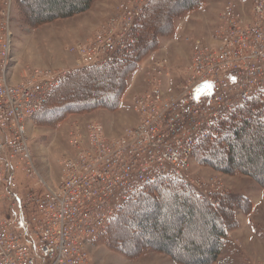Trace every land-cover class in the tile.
I'll use <instances>...</instances> for the list:
<instances>
[{"label":"built area","instance_id":"built-area-1","mask_svg":"<svg viewBox=\"0 0 264 264\" xmlns=\"http://www.w3.org/2000/svg\"><path fill=\"white\" fill-rule=\"evenodd\" d=\"M150 2L128 0L114 9L94 40L70 49L74 68L104 67L135 53ZM249 5L248 16L225 5L217 45L192 43L179 93L162 89L156 75L164 63H155L151 87L133 99L138 125L120 140L105 141L99 123H89L83 136L76 127L74 154L61 161L53 186L37 171L27 123L69 70H39L11 82L13 0H0V264H92L89 248L122 205L156 181L219 205L223 186L196 177L190 161L200 143L228 133L252 102L259 101L256 117L264 121V0Z\"/></svg>","mask_w":264,"mask_h":264},{"label":"rangeland","instance_id":"rangeland-1","mask_svg":"<svg viewBox=\"0 0 264 264\" xmlns=\"http://www.w3.org/2000/svg\"><path fill=\"white\" fill-rule=\"evenodd\" d=\"M25 1L28 2L24 7L28 18L17 4L14 5L11 15L14 65L9 77L14 84L22 82L39 70H69V74L71 68L77 65L75 54L70 49L79 43L94 40L97 30L102 31L113 10L116 11L128 0H94L84 12L37 25H32L37 16L51 13L49 2L48 0ZM190 2V0H156L151 5L144 24L148 25L149 31L161 29L164 35L157 36L154 47L147 51L135 71L127 77V86L118 108L111 110L100 107L79 111L66 108L69 111L60 113L59 107L56 109L49 106L37 114L32 123L29 121L27 128L29 147L39 175L48 184L55 186L58 183L61 161L74 154L69 141L76 127L83 128L79 133L83 136L86 135L85 130L89 123H99L104 128L105 141L114 143L120 140L127 129L138 125L133 99L135 96H141L151 87L155 63L161 61L164 63L163 66H158L160 73L156 75L162 89L168 93H179L187 82V70L193 54L192 43L200 40L212 47L217 45L215 35L225 5L234 3L242 14L248 16L247 10L250 4L249 0H202L189 9L186 6ZM167 14L170 16L169 26L166 27L164 19ZM157 16L162 24L159 28L153 26ZM27 19H30L31 23ZM76 70L72 71L76 72ZM118 81V71L90 73L78 78H70L55 95L53 102H58L61 96L66 97V100L72 104H76L81 97L86 98V95L92 99H96L99 95L103 97L101 91L109 85L114 88L118 85ZM254 104L252 105L255 106ZM251 119L256 118L251 117ZM243 144L254 152L258 150L255 140L237 141V146ZM243 161L244 159L237 162ZM256 162L260 167V170L256 171L257 174L264 177V157ZM191 169L196 177L202 178L206 183L224 186L229 201L235 205L240 204V207L236 208L238 224L233 228V230L239 228L237 233L240 242L229 239L230 243L223 248L218 259L212 264H245L247 261L264 264V187L248 176L239 173L224 174L211 167L200 165L196 158L192 161ZM169 196V191H165L164 200ZM153 203L159 204L158 201L149 199L145 204L135 207L131 213L120 216L118 223L110 228L106 237L90 247L92 264H182L174 262L166 253L138 244L153 239L156 245H161L155 236L154 228L147 231L136 227L140 216L154 213H161V218L169 225H182L183 240L170 241L163 246L172 250L178 257L190 261L191 256L183 251L180 245L182 242L202 245L203 240L200 235L205 232V224L210 220L213 221L207 216L206 208L190 204L197 211L196 222L194 225H187L184 224L186 217L183 211L172 209L166 213L161 210L160 205L156 207ZM206 247L209 249L211 245Z\"/></svg>","mask_w":264,"mask_h":264},{"label":"trees","instance_id":"trees-1","mask_svg":"<svg viewBox=\"0 0 264 264\" xmlns=\"http://www.w3.org/2000/svg\"><path fill=\"white\" fill-rule=\"evenodd\" d=\"M17 1V3H16ZM94 0H48L51 13L49 15H39L35 20L34 24L37 25L44 22H50L54 19L69 17L81 12L86 11ZM156 0H151L147 5L138 25L137 29V47L135 53H133L128 59L123 61H117L113 64H108L104 67H84L77 69L76 72L72 71L65 79L46 97V100L41 109L32 116V122L35 116L41 113L46 107L51 106L52 108L59 107L60 113L70 110H86L104 107L107 109H115L120 105V100L127 86V77L133 73L138 63L143 59L147 51L151 50L157 42V36L164 35L162 30L149 31L148 25L144 24V20L147 16V12L151 5ZM186 7L189 9L200 3L202 0H190ZM15 5L17 4L22 13L27 17L24 10L27 1L25 0H14ZM187 8V9H188ZM186 10V9H183ZM169 14L165 16V26H169ZM28 18V17H27ZM28 22L30 19H27ZM31 23V22H29ZM153 26H162L160 18L157 16L153 22ZM157 28V29H158ZM156 41V42H155ZM117 72L119 73L118 85L104 86L106 87L101 95L96 96V99H92L89 95L86 98L78 100L76 104L70 103L66 100V97L61 96L58 102H53L55 95L69 82L70 78H78V76L88 75L90 73H101V72ZM72 74V75H71ZM102 90V89H101ZM89 93V92H88ZM104 95H107L106 97ZM256 106H251L249 109L242 111L237 118L233 127L230 131L220 137L205 140L198 146L197 150L193 153V159L200 163V165L211 167L212 169L222 172L224 174L234 175L239 173L250 177L256 183L264 187V177L257 174L260 167L257 165V160H261L264 157V121L257 119L259 108V101L252 102ZM54 110V109H52ZM251 117H255L252 120ZM255 140L258 144V150L252 151L247 145L237 146L239 140ZM244 159L243 162H237L238 160ZM257 171V172H256ZM165 191H169L170 196L164 200ZM229 195L225 192L219 195V205L217 207H211V205L196 196L186 188L179 186L174 182H166L163 180L156 181L153 184L146 187L144 190L139 192L137 195L130 197L121 207L115 218L108 225L107 229L101 233L97 239L100 242L103 237L105 238L110 228L114 226L117 220L123 214L131 213L135 207H139L141 204L149 199L158 201V205L161 206V210L166 213L172 209H177L185 213V223L187 225H194L196 222V212L190 204L205 207V212L212 220L208 221L205 226V232H203L200 238L203 240L202 245L190 242H182L181 249L191 256V260H186L178 257L172 250L164 247L163 244L170 241H181L184 232L182 225L172 226L169 225L161 218V213L150 214L149 216H140L137 219L136 227L138 229L147 230L154 228L156 230V238H158L161 245H156V241L144 240L138 242L139 245L145 246V248H152L155 251L166 253L176 263L182 264H212L220 256L224 247L230 243L227 238L228 231L237 226L236 220V208L240 207V204L231 203L229 201ZM244 198V197H243ZM246 198V197H245ZM246 200V199H245ZM248 202V201H246ZM156 204V205H155ZM157 203H153V206L158 207ZM118 223V222H117ZM119 243L121 241L119 240ZM137 244V245H138ZM211 245L208 249L206 246ZM141 247V246H140Z\"/></svg>","mask_w":264,"mask_h":264},{"label":"crops","instance_id":"crops-1","mask_svg":"<svg viewBox=\"0 0 264 264\" xmlns=\"http://www.w3.org/2000/svg\"><path fill=\"white\" fill-rule=\"evenodd\" d=\"M247 197H248V195H247ZM249 198H252V197H249ZM254 203V202H253ZM255 204V203H254ZM239 223H240V221H239ZM239 229V228H238ZM238 229H236V230H229L228 231V234H227V238H228V240L229 239H231V240H233L234 242L236 241V242H240V239H239V236H238ZM230 241V240H229Z\"/></svg>","mask_w":264,"mask_h":264},{"label":"bare ground","instance_id":"bare-ground-1","mask_svg":"<svg viewBox=\"0 0 264 264\" xmlns=\"http://www.w3.org/2000/svg\"><path fill=\"white\" fill-rule=\"evenodd\" d=\"M90 77V76H89ZM88 81V80H87Z\"/></svg>","mask_w":264,"mask_h":264}]
</instances>
